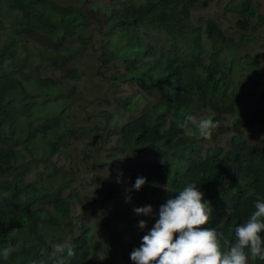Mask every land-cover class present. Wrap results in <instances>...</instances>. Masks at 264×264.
Returning <instances> with one entry per match:
<instances>
[{
    "label": "trees",
    "instance_id": "1",
    "mask_svg": "<svg viewBox=\"0 0 264 264\" xmlns=\"http://www.w3.org/2000/svg\"><path fill=\"white\" fill-rule=\"evenodd\" d=\"M200 1L87 0L85 11L54 0H0V30L5 29L0 50V264H56L58 244L65 246L64 264H135L125 260L159 219L160 206L190 183L197 184L213 209L205 227L224 233L222 251L236 242V227L255 211L258 198L264 202V146L252 142L254 128L264 127V107L257 101L264 93V66L257 57L240 53L253 39L245 22L258 18L257 8L252 0H230L224 28L217 20L196 25L190 13ZM88 18L97 23L102 39L95 58L110 75L101 73L83 98L77 84L93 59L79 57L89 45L84 38ZM25 30L37 33L40 44L22 43L17 53L15 35ZM124 84L135 92L121 98L117 95ZM106 96L124 114L138 112L121 125L117 119L123 120V114L103 107ZM84 99L91 103L89 116ZM79 113L84 119L74 124ZM188 115L211 118L219 126L205 139L190 124L182 126ZM110 129L118 138L106 148ZM88 131L99 135L93 144L99 147L91 151L88 140L82 159L67 169L69 177L54 179L60 169L56 160L68 156L70 137ZM104 150L123 156L104 165ZM85 166L104 168L105 176L119 171L128 181L126 190L112 198L113 206H120L115 211L124 218L125 233L109 235L106 247L97 244L90 226L71 225L75 189L65 193ZM138 177L147 180L139 191L134 189ZM97 191L106 203L112 190ZM131 198L138 208L150 205L151 215L124 205ZM83 201L92 210L96 205L88 197ZM141 220L146 221L143 229ZM9 247L5 260L2 252ZM97 249L107 250L106 255L98 258ZM248 264L264 260L250 258Z\"/></svg>",
    "mask_w": 264,
    "mask_h": 264
},
{
    "label": "rangeland",
    "instance_id": "2",
    "mask_svg": "<svg viewBox=\"0 0 264 264\" xmlns=\"http://www.w3.org/2000/svg\"><path fill=\"white\" fill-rule=\"evenodd\" d=\"M60 5H81L84 7L85 11H87L88 8V2L87 0H54ZM229 0H201L199 3V6L192 10L190 13V19L198 24L201 25L207 20H218L221 21L219 24L222 26V24L226 23L225 16L223 14V10H225V6L228 3ZM253 4L256 5V14L258 15V18H252L250 19L245 26L248 28L247 34L255 36V38L252 40V42L245 48L240 50V53L242 56L249 55L254 56L258 58V62L260 65L264 66V0H252ZM258 19L263 20L262 22H259ZM96 27L97 23L91 20L89 24L86 26V32L84 34V38L88 40L89 45L86 47L84 52L86 54L79 55L80 59H82L84 62H87L86 55L93 57V59H90L89 63L87 62L85 64V69L83 73V81L79 85L77 84L78 89L83 91V98L84 95L90 90V86L93 84V80L96 81L100 76L102 77L101 73H104L105 75H110V70H108L107 65L106 67H101V63L98 62L99 59L95 58V55H99L100 53V45L102 43L101 37L96 33ZM224 28V27H223ZM253 29V30H252ZM5 30V29H4ZM0 30V50L4 45L5 41V31ZM17 38V42L14 45V48L16 49L17 53L21 52V44H26L27 46L32 45H38L40 44V39L37 35V33L25 30L21 33H18V35H15ZM18 36V37H17ZM44 39V38H43ZM75 42H78L76 38H74ZM97 63V67L96 66ZM47 73V72H46ZM97 82V81H96ZM70 83V82H69ZM79 85V86H78ZM67 87V86H66ZM121 89H124V91L121 92V96L117 95L118 97H127L131 96L132 94V88L130 86H127L124 84ZM260 89H264V81L260 85ZM263 97H264V93ZM100 95V93H99ZM106 102H111L112 108L115 107L117 110L118 117L123 114V120L122 118H118V122H121V125L125 123L128 118L133 114L132 112L124 114V111H122L119 107V105L113 101L108 96L105 97ZM114 102V104L112 103ZM261 103L262 100H261ZM83 109L85 113L89 116V109L92 111L91 103H88L87 99H84L83 101ZM94 105V103H93ZM108 108V105H103V107ZM111 108V109H112ZM202 118L201 116L197 117V119ZM84 118L81 117V114L79 113L77 117L73 119L74 124H78L81 122ZM93 119V118H92ZM88 122H92L88 119ZM112 127V125L110 126ZM111 130V129H110ZM257 132V135L254 139V143L256 145L263 144L264 142V130L259 129ZM99 135H97L93 131H88L85 133H76V135H73L70 137V148L67 150L68 156H64L61 158H58L56 160V164H59L60 169L56 172V175L54 176V179H60L61 177H69V174L67 173V169L70 168L72 163H75L76 161H79L82 159V150L87 146V142L89 140V147L92 151L95 147L98 148L99 146H94L97 144V141L99 140ZM118 138L117 132L111 130V135L108 138V140L104 143V146L106 148H111L114 144V141ZM87 143V144H86ZM223 143V142H222ZM86 144V145H85ZM94 144V145H93ZM206 145H204V148ZM89 150V149H88ZM112 154L110 151H102V164L104 165H110L109 163H118V161L122 158V154L118 153V155L110 156ZM55 160V159H54ZM84 173L82 172L81 178L74 180L69 190L65 193V196L68 194L71 195V192L75 189V193L71 195V199L73 200V203L71 205L70 215H71V225L75 226L76 223L81 224L82 222L85 225L90 226L94 230V240L99 244L100 247H106L107 243L106 241L109 240L108 236L111 234H118L120 233L121 236L125 233V221L124 218H122V215L117 213L115 209L117 207L113 206L112 198L114 197V194L122 193L127 188V179L124 175H119V171H112L110 174H105L104 168H100L99 170L97 168L89 169L87 166L81 168ZM91 172H95L99 175L105 176V180L100 181L96 179H90ZM113 180V181H112ZM129 186V185H128ZM113 188V189H112ZM117 188L120 189L119 192H117ZM98 189L101 190H107L110 189L112 191L109 192L106 199L107 202L104 203L101 199L102 195L98 193ZM79 197L81 200V203H79L76 198ZM89 198L90 200H95V206L92 207L88 204H85L83 201L84 198ZM121 198L118 199V202H121ZM134 198L126 199L124 200V205L126 204L128 207L138 208V205L134 201ZM112 202V203H111ZM120 210L119 208H117ZM107 251V250H106ZM104 249H97V257L100 258L102 256L106 255V252ZM130 255L127 256L125 262L128 263L130 261ZM131 262V261H130Z\"/></svg>",
    "mask_w": 264,
    "mask_h": 264
},
{
    "label": "clouds",
    "instance_id": "3",
    "mask_svg": "<svg viewBox=\"0 0 264 264\" xmlns=\"http://www.w3.org/2000/svg\"><path fill=\"white\" fill-rule=\"evenodd\" d=\"M220 22L218 21V24ZM224 26L225 23L222 24V27ZM225 29L227 28L225 27ZM97 31L96 29V33ZM254 38L255 36H253ZM126 85L132 88L133 94L134 86ZM121 90L124 91V89ZM261 100L263 103L260 105L264 107L263 96L257 99V101ZM107 105L109 109L112 108L111 102L108 101ZM130 112L133 114L128 119L134 117L138 111ZM188 124L196 128L199 135L205 139L211 138L219 126V122L211 118L197 119L191 115L186 116L185 124L182 126ZM259 129L264 130V127L254 128L253 143L257 135L256 131ZM260 145L264 146V142ZM146 183V178L138 177L134 189L139 191ZM203 197L204 193L198 189L197 184L190 183L180 190L175 198L168 199L165 204L160 206L159 219L142 237L140 247L132 251L130 259L135 264H248L250 258L258 257L260 260H264V236H262V232H264V202H261L259 198L254 202L255 211L246 222L235 229L236 242L230 248L222 251L220 241L224 239V233H218L214 228L205 227L209 223L213 209L209 207ZM134 211L137 214L151 215L153 210L149 205L135 208ZM139 227L145 228L146 221L141 220ZM11 251L10 247L3 250L2 256L5 260L9 258ZM56 253L61 254L56 264H64L65 246L55 245L54 255ZM72 254L73 251L69 246L67 255L71 256Z\"/></svg>",
    "mask_w": 264,
    "mask_h": 264
}]
</instances>
